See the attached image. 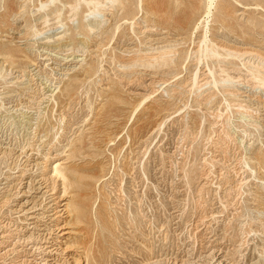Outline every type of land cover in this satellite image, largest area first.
I'll use <instances>...</instances> for the list:
<instances>
[{
	"label": "rangeland",
	"instance_id": "obj_1",
	"mask_svg": "<svg viewBox=\"0 0 264 264\" xmlns=\"http://www.w3.org/2000/svg\"><path fill=\"white\" fill-rule=\"evenodd\" d=\"M48 1L0 0V237L52 228L26 226L58 162L59 264H264V0H218L205 45L207 0H160L162 17L129 0L115 21L110 2ZM162 54L174 68L147 67Z\"/></svg>",
	"mask_w": 264,
	"mask_h": 264
},
{
	"label": "bare ground",
	"instance_id": "obj_2",
	"mask_svg": "<svg viewBox=\"0 0 264 264\" xmlns=\"http://www.w3.org/2000/svg\"><path fill=\"white\" fill-rule=\"evenodd\" d=\"M57 0H49L48 2H45V3H43L42 4V8H45V7H48L49 5L48 4H50V3H55ZM79 1V0H78ZM80 1H82L84 4H86V6H90V5H92V7L94 8V11L93 12H91V14H94V13H96V12H98V11H101V7H103L102 5L103 4H105V2L107 3V2H110L111 4H113V5H115V7L113 8V10L111 11L112 13H111V18H113V20L115 21L116 20V18H117V16H119V14L121 13V12H124L126 9H127V3L129 2V0H80ZM159 1L160 0H151V2L150 3H152V4H154L152 7H153V14H155V15H160L161 16V14L163 13V15H168V16H170L173 12H172V10L170 9V4H161V5H159ZM193 1V0H192ZM217 1L218 0H207V5H206V12H205V15H206V17L204 18V19H201L200 21H199V23L196 25V29L198 30V28L200 29L201 27H202V25H204V28H205V30H204V34L202 33V35L203 36H201L202 37V41H201V44H208L209 43V39H210V37H209V39H208V34L210 33V29H209V24L211 23V22H209V20H210V18H212V11H213V8H214V6L216 5V3H217ZM58 2V1H57ZM81 2V3H82ZM166 2V1H165ZM193 2H195V1H193ZM141 3V2H140ZM189 3V2H188ZM151 4V5H152ZM175 5V8H174V11H177L178 10V0H176V2L174 3ZM65 5H69V3H67V2H65ZM64 5V7L63 8H65L66 6ZM106 5V4H105ZM109 5V4H108ZM150 5V4H149ZM190 5V4H189ZM72 6V5H71ZM111 7H113V6H111ZM149 7V9H150V6H148ZM151 7V8H152ZM190 7H192V4H191V6ZM22 8V7H21ZM67 8V7H66ZM71 9H72V11H75V12H77L78 11V9H79V7H78V5H76V6H72L71 7ZM110 9V8H109ZM216 9V8H215ZM63 10L64 9H62V10H55V12H52L51 14L50 13H48V14H46V16L45 17H42V20H43V23H44V25H46V24H48L49 23V17H57V18H60L61 16H62V13H63ZM106 10V9H105ZM47 11H48V9H47ZM72 11H71V14H72ZM104 11V10H103ZM78 13V12H77ZM152 14V15H153ZM77 15V14H76ZM95 15V14H94ZM172 16H174V15H172ZM70 17V16H69ZM76 17V16H75ZM162 17V16H161ZM56 18V19H57ZM108 18V17H107ZM159 18V17H158ZM165 18V17H164ZM170 19H171V17H169ZM55 19V20H56ZM74 19V18H73ZM175 23L176 22H179L178 21V19H172ZM39 21V20H38ZM57 21H58V19H57ZM54 22V21H53ZM56 24V23H55ZM182 24V23H181ZM43 25V24H42ZM105 25V24H104ZM177 25V24H176ZM38 26V25H37ZM106 26V25H105ZM201 26V27H200ZM49 27V26H48ZM50 27H51V25H50ZM101 27H102V24H101ZM46 28V27H45ZM91 28V27H90ZM110 28V27H109ZM109 28H108V30H109ZM94 29V28H93ZM118 29V28H117ZM163 29H165V28H163ZM175 29V28H174ZM36 30V29H35ZM96 30V29H95ZM24 31V30H23ZM92 31V30H91ZM175 31V30H174ZM196 31V30H195ZM106 32V31H105ZM156 32V31H155ZM173 32V31H172ZM25 33V32H24ZM27 33H29V32H27ZM194 33V32H193ZM155 34V33H154ZM156 34H158V33H156ZM166 34V33H165ZM173 34V33H172ZM152 35V34H151ZM31 36V35H30ZM157 35H153V36H151V38L153 37V39H155L154 37H156ZM22 37V36H21ZM100 37V36H99ZM194 37V36H193ZM158 37H156V39H157ZM183 38V37H182ZM61 39V38H60ZM60 39H58V40H60ZM217 40H218V38H217ZM61 41V40H60ZM155 41V40H154ZM227 41V40H226ZM57 42H59V41H57ZM62 42H64V41H62ZM210 42H211V40H210ZM214 42V41H213ZM60 43V42H59ZM58 43V44H59ZM157 43V45L159 44L158 42H156ZM162 43V42H161ZM211 44V43H210ZM213 44V43H212ZM154 45V44H153ZM203 45V46H204ZM216 45V44H215ZM163 46V45H162ZM161 46V47H162ZM166 46V45H165ZM177 46V45H176ZM208 46V45H207ZM212 46V45H211ZM56 47V46H55ZM158 47V46H157ZM160 47V48H161ZM213 47V46H212ZM211 47V48H212ZM217 47V46H216ZM221 47V46H220ZM160 48H156L157 49V51H160V50H158V49H160ZM163 48H165V47H163ZM169 48V47H168ZM207 48V47H206ZM210 48V49H211ZM63 49V48H62ZM145 49V48H144ZM149 49V48H148ZM153 49V48H152ZM155 49V48H154ZM153 49V50H154ZM155 49V50H156ZM205 49V48H204ZM214 49V48H213ZM151 50V49H150ZM162 50V49H161ZM168 50V49H167ZM171 50V49H170ZM212 50V49H211ZM211 50H209V51H211ZM212 51H214V50H212ZM225 51V50H224ZM166 51H164L163 53H165ZM176 52V51H175ZM160 53V52H159ZM197 53V52H196ZM209 53H212V52H209ZM156 54V53H155ZM168 54H169V51H168ZM174 53H172V55H173ZM176 54V53H175ZM185 54V53H184ZM216 54V53H215ZM218 54V53H217ZM216 54V55H217ZM3 55L5 56V54L3 53ZM7 55V54H6ZM153 55V54H152ZM156 56V55H155ZM213 56H215L214 54H213ZM230 56V55H229ZM148 57V56H147ZM146 57V58H147ZM150 58H151V60L149 61V58H147V59H145L146 60V62H147V65H148V63L150 62V64H149V66H147L148 68L149 67H155L156 68V66L158 65V63H157V61L158 60H160V61H162V62H160L161 64H159V66H163V67H168V68H171V67H173V65H175V63H176V60L177 59H175V56H172V57H174V58H172V59H170V60H168V57H171V54L167 57V55L166 54H162L161 56H156V58H153L152 56H149ZM157 57H160L159 59H157ZM219 57H220V54H219ZM231 57H232V55H231ZM6 58H9V57H6ZM153 58V59H152ZM209 58V57H208ZM212 58V57H211ZM215 58H217V57H215ZM241 58V57H240ZM144 59V58H143ZM143 59H142V61H143ZM188 59V58H187ZM5 60V59H4ZM138 60V59H137ZM151 61H153V62H151ZM156 61V62H155ZM185 61V60H184ZM6 62V61H5ZM139 63L141 62V61H138ZM143 62H145V61H143ZM143 62H142V65H143ZM9 63H11V62H9ZM138 63V64H139ZM5 64V63H4ZM132 64V63H131ZM144 64H146V63H144ZM222 64V63H221ZM130 65V64H129ZM128 65V66H129ZM216 65V64H215ZM139 67H141V65H139ZM142 67H146V65L145 66H142ZM147 67H146V69H147ZM175 67V66H174ZM173 67V68H174ZM224 70V69H223ZM226 70V69H225ZM240 72V71H239ZM251 72V71H250ZM210 73V75H212L213 76V78L215 77L214 76V73H213V71L212 72H209ZM222 73V72H221ZM235 73H237V72H235ZM254 71H253V75H254ZM256 74H257V72H256ZM220 75H222V74H220ZM219 75V76H220ZM249 75V74H248ZM226 76V75H225ZM260 76V75H259ZM259 76H258V78H259ZM264 76V75H263ZM240 77V76H239ZM237 79H239V78H237ZM257 79V78H256ZM224 80V79H223ZM253 80V79H252ZM259 80V79H258ZM191 81V80H190ZM198 81H199V78H198V76H197V73H196V75L194 76V79H193V84H194V89H195V87L198 85L199 86V84H198ZM214 81H216V80H214ZM227 81V80H226ZM230 81H232V80H230ZM261 81V80H260ZM217 83V82H216ZM215 83V84H216ZM227 83V82H226ZM255 83V82H254ZM262 83H263V81H262ZM214 84V83H213ZM214 84V85H215ZM213 85V86H214ZM217 85V84H216ZM215 85V86H216ZM199 88V87H198ZM194 89H192V91L194 90ZM202 89V88H201ZM200 90V88L198 89V91ZM226 90V89H225ZM196 91H197V89H196ZM201 91V90H200ZM199 91V92H200ZM234 94V93H233ZM232 93H229V96L230 95H233ZM38 95V94H37ZM44 96H45V94H44ZM150 96H153V94L151 95H149L148 96V98H152V97H150ZM233 97V96H232ZM238 97V96H237ZM147 98V97H146ZM146 98H144L145 100H147ZM46 100V99H45ZM143 101V102H146V101ZM211 101V100H210ZM41 102V101H40ZM143 102H142V105H143ZM138 108V107H137ZM73 141V140H72ZM82 142V141H81ZM69 146V145H68ZM80 146H81V143H80ZM80 148V147H79ZM65 149H67L66 147L63 149V152L65 151ZM67 152V151H66ZM24 153V152H23ZM27 153V152H26ZM62 153V152H61ZM60 152H58V154L60 155H56V156H53L52 157V159H57L58 158V160H59V157H61V154ZM72 153V152H71ZM66 154V153H65ZM64 156V153H63V155H62V157ZM68 156V155H67ZM66 158V161H67V157H65ZM63 159V158H62ZM65 160V159H64ZM93 161V160H92ZM258 161V160H257ZM63 162V161H62ZM260 162V164H261V166H262V168L264 169V160H260L259 161ZM70 165V164H69ZM52 170H51V172H50V174H51V176L50 177H43V178H41V180H40V182H38V183H36L37 184V186H38V188H37V190H41V192L42 191H44V193H43V196H47L48 195V193L49 192H51L50 193V195H52L48 200H49V205H50V207H48V209L47 210H44V212L43 211H41V212H43V213H41V218H38V216L39 215H33V216H36L38 219H37V221H34L33 223H31V224H28L27 226H26V228H29L30 226H33V228H32V230H37L41 225H40V223H42L43 222V220H45L46 219V221L48 220V221H50V223L51 224H49V225H51L52 226V223H54V225L52 226V228L51 227H49V226H47L46 224V226L44 227V229L43 230H40V231H42V232H44V234H42V235H40L39 233V236H37V238H34V236H33V233L32 234H30L29 236H27L26 234H22V236L20 235V237H19V235L17 236L18 237V240L19 241H17V239H16V241L17 242H15V243H13V241H11L12 239H14L15 238V235L16 234H14V232H12V231H5V233H4V235L3 236H1L0 238H1V241H0V248H2V249H8V250H6L3 254H1V256L2 257H8V254L11 252V251H13L14 252V248H16L18 245V243H21V242H23V244H25V245H23V248H29V250H28V254H27V251H25V250H23V251H20V252H18V257L19 258H22L21 260H22V262L20 263V264H59L58 262L60 261L59 260V257H56L55 255L60 251V247L59 246H57V243L59 244V245H62V244H64L60 239H58L59 237L61 238V237H64V236H66V235H70V232H63V233H61V235L60 236H57V238L56 237H53L54 235H55V228L57 227V226H59V218H61L62 216H61V214H62V212L64 211V210H61L62 209V207H66L67 209H65L66 211H65V213H67V214H70L71 212H69L68 211V209H69V207H70V202H68V203H64L63 201L65 200L64 199V196H66L67 194H70L69 192H68V190H69V186H71V184H69L70 183V181L71 180H69V178H68V175H67V172H68V169H66V168H64L63 166H62V164H60V163H55V166H54V168H51ZM71 169V168H70ZM85 169V168H84ZM70 175V174H69ZM38 181V180H37ZM63 182V194H64V196H62V197H56V195L59 193V190H57V183L58 182ZM49 182V183H48ZM62 182H61V184H62ZM103 182H104V180H103ZM99 186V185H98ZM62 188V187H61ZM96 189H97V187H96ZM61 190V189H60ZM98 190V189H97ZM36 191V190H35ZM38 192V191H37ZM40 193V192H39ZM43 200V199H42ZM66 201V200H65ZM64 203V204H63ZM52 204V205H51ZM48 205V206H49ZM33 208V207H32ZM31 208V209H32ZM35 208V207H34ZM33 208V209H34ZM37 208V207H36ZM32 209V210H33ZM40 209V208H39ZM39 209H38V211H39ZM42 209V208H41ZM44 209V208H43ZM104 209V208H103ZM35 210V209H34ZM109 210V209H108ZM36 211H37V209H36ZM37 211V212H38ZM32 212V211H31ZM103 212H104V210H103ZM108 212V211H107ZM33 214V213H32ZM35 214V213H34ZM40 214V213H39ZM108 214H110L109 212H108ZM106 215H107V213H106ZM69 216V215H68ZM108 216V215H107ZM36 217L35 218H31L30 220H36ZM29 218V217H28ZM102 218V217H101ZM59 220V221H58ZM19 223V222H18ZM29 223V222H28ZM44 223V222H43ZM42 223V224H43ZM47 223V222H46ZM65 223V222H64ZM11 225V224H10ZM8 227V226H7ZM17 227V226H16ZM53 228H54V230H53ZM2 229V228H1ZM17 229V228H16ZM21 229V228H20ZM59 229H61V230H65L66 228H65V226H63V227H61V228H59ZM68 229V228H67ZM4 230H6V229H4ZM2 231V230H1ZM23 230L21 229V231L20 232H22ZM30 231V230H29ZM3 232V231H2ZM25 233V232H24ZM29 233V232H28ZM27 233V234H28ZM37 233V232H36ZM2 235V234H1ZM26 235V236H25ZM25 236V237H24ZM16 237V238H17ZM20 245V244H19ZM77 245V244H76ZM13 247V249H9V247ZM20 247V246H19ZM31 247V248H30ZM70 247V246H69ZM74 247V246H73ZM18 248V247H17ZM21 249V248H20ZM76 249V248H75ZM27 250V249H26ZM67 250L69 251V249L67 248ZM67 250H66V252H67ZM3 251V250H2ZM62 251V250H61ZM63 251H64V249H63ZM84 252V251H83ZM15 253V252H14ZM37 253H39V254H37ZM13 254V253H12ZM11 255V254H10ZM32 257V260H26L25 258L26 257ZM10 257V256H9ZM14 257V256H13ZM15 258V257H14ZM70 258V257H69ZM4 259V258H3ZM16 259H17V257H16ZM5 260V259H4ZM14 260V259H13ZM70 260H71V258H70ZM74 260V259H73ZM11 261H12V259H11ZM15 261V260H14ZM17 261H19L18 259H17ZM61 262V261H60ZM75 264H78L79 262L77 261V260H75ZM81 262V261H80ZM13 263V262H12ZM155 263V262H154ZM81 264V263H80Z\"/></svg>",
	"mask_w": 264,
	"mask_h": 264
}]
</instances>
